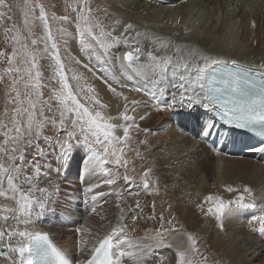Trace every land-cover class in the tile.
Returning <instances> with one entry per match:
<instances>
[{
  "label": "bare ground",
  "instance_id": "obj_1",
  "mask_svg": "<svg viewBox=\"0 0 264 264\" xmlns=\"http://www.w3.org/2000/svg\"><path fill=\"white\" fill-rule=\"evenodd\" d=\"M106 2V22L113 24L111 29L120 30V25L115 23L116 20H119L121 25L132 23L137 31L147 34L148 39H142L145 51H155L159 44L164 42L169 44L167 54L174 55L175 48L172 45L187 46L213 58L236 59L243 67L264 73V0H141L139 2L138 0H106ZM6 4L8 8H0V11L5 13L0 17V21L5 19L7 23L5 27H0V51L8 56L14 47L12 37L15 35V3L6 2ZM173 4L177 6L179 18L173 12ZM207 7L212 9L208 18L201 11L202 8ZM171 8L172 10L169 11ZM195 19H198L196 23H194ZM253 22L256 27H252ZM152 39H157V44H152ZM156 54L162 55L164 50ZM3 59L0 58V75L4 76L0 81V125L5 127L0 128V133L12 127L13 110L17 107L13 102L15 94L11 89L12 77L6 74L8 64L5 63L6 59ZM142 60L146 61V57H142ZM41 62L44 66L42 67L44 82L48 84L43 89V99L48 101L52 88L57 86L54 82L48 81V77L52 75L48 61ZM74 65V70L83 76L81 84L86 83V86L94 87L101 101L107 105L105 114L117 118L112 120V123L123 125L124 122L118 118L124 113L126 104L129 114L135 116L138 127L132 129L131 139L124 147V155L128 161L127 173L134 177L137 183L130 185L120 180L117 185L109 186L103 183L101 177L85 174L91 158V150L87 146L76 145L59 174L52 170L47 177L40 179L41 187L55 188V191L49 197L45 210L42 213H34L28 230L48 234L59 248L68 253L73 264H83L91 259V249L97 239L108 234L116 223L117 217L121 215V209H123L121 223L124 231L129 239L138 243H143L146 236L157 231L155 227L158 224L154 220L158 214H161V217H164L165 228L168 229L171 222L172 226L178 224L175 227L179 228L180 232L178 236L171 235L173 248L154 250V257L149 264H154V261L160 257L165 258L164 264H169L176 255V245L190 248V243L186 239L188 234L194 236L196 241L202 237L206 238L208 249H211L219 262L214 264L239 262L263 264L264 259L260 254L256 255L255 251L248 254L247 258L245 253L248 250L244 253L243 250L241 251V245L244 243L252 244L250 249L253 246H256V249L264 248V236L253 231V228L259 226L255 222L256 219L264 216V164L260 158L256 155L229 156L221 152L223 139L233 134L230 128L215 129V136L219 138L216 143L219 145L211 150L194 137L176 130L177 123L171 120L168 111L158 112L154 106L157 100L161 103L171 100V95L154 98L156 90L145 80L136 77L128 81L131 87L139 88L140 92L123 89L128 100L122 106L120 97L112 94L101 80L96 79L92 73L79 65ZM105 67L110 72L119 74V69L111 65ZM133 100L138 102L134 112ZM49 102L55 109L56 102L54 100ZM169 111L178 115V122L192 118L196 125H201L207 121V110L200 105L177 104ZM45 114L52 113L46 111ZM192 129L197 130L196 127ZM135 131L138 132L137 143L132 139ZM46 134L50 133L46 131ZM117 134L122 135V131ZM237 141H242V138H238ZM40 143L42 147L47 148L42 140ZM11 144V142L6 144L5 137L0 134V162L6 166L11 162V156L19 155L11 152L14 147ZM32 153L31 147L25 149L26 158L31 159ZM85 159L87 160L84 161ZM55 167L56 165L53 164V168ZM149 170V179L153 180L154 185L152 184V191H145L141 177L144 171ZM119 171L124 173L125 170L121 168ZM223 181L233 183L244 181L243 188L251 189L249 194L251 201L247 200V203L251 204L226 213L223 217V228L217 230L220 233L218 236L213 232L215 224H218L214 222L215 218L201 212L199 206L203 204L205 209L209 207L210 205L204 204V201L210 195L222 197L226 202L237 198L227 191L219 192L223 190L221 189ZM96 183H99L100 187L94 188V191L104 192L105 195L98 198L93 212L92 194L88 192V188ZM117 189L122 195L116 194ZM133 192L137 195L130 194ZM35 195L39 197L40 193ZM137 201L140 207H136ZM6 207H16V204L0 196V210ZM139 210H142L141 214H138ZM134 211L137 214L134 215ZM3 215L11 217L12 213L0 211V216ZM12 227L23 230V225H19L11 218L7 222L0 219V228L7 231ZM78 229L84 230L83 239L86 241L84 245H81V233L77 231ZM238 239L240 241L235 244ZM6 243L7 238H5ZM12 243L15 246V238ZM81 247L83 251L80 250ZM4 249L5 255L0 256V264H13V261L19 264L18 255L8 251L6 247ZM190 253L188 256L191 255ZM241 253L243 258L240 260ZM125 262L138 264L135 259L127 257ZM191 264L195 263L191 262Z\"/></svg>",
  "mask_w": 264,
  "mask_h": 264
},
{
  "label": "snow or ice",
  "instance_id": "obj_2",
  "mask_svg": "<svg viewBox=\"0 0 264 264\" xmlns=\"http://www.w3.org/2000/svg\"><path fill=\"white\" fill-rule=\"evenodd\" d=\"M77 5L73 22L78 32L79 51L84 59L77 56L71 59L101 80L112 94L127 101L128 97L122 90L140 92L139 88H133L128 83L139 77L156 90L154 98L171 95V100L164 103L157 100L154 106L158 112H167L177 104L200 105L230 129L254 130L264 134V73L243 67L236 59L213 58L187 46L172 45L174 55L167 54L169 44L164 42L155 51H145L142 39H148L147 34L137 31L132 23L121 25L116 20L120 30H106L93 16L89 0H77ZM8 7L6 0H0V8ZM37 9L38 15H35ZM4 15L0 11V17ZM24 15L23 24L29 36L33 35L30 16L42 24L44 34L38 39L32 38L29 44L28 39L17 31L12 37L14 47L11 54L6 56L0 51V58L6 59L8 64L5 72L12 77L13 102L17 105L13 110L12 127L0 134L5 137L6 144L11 142L16 145L11 152L19 153L10 157L11 162L7 166L0 162V196L16 204V207L0 210L12 213L11 217L4 215L0 219L7 222L11 218L23 225V230L19 227L7 231L0 228V256L5 255L6 247L18 255L19 264H73L68 253L59 248L48 234L28 230L34 213L45 210L49 197L55 191V188L41 187L39 181L52 170L59 174L74 146L84 145L91 150L85 174L101 177L103 183L109 186L117 185L120 180L135 185L136 179L127 173L124 147L131 139L132 129L138 125L135 116L129 114L127 104L118 118L124 122L123 125L111 122L117 118L105 114L107 105L101 101L96 89L86 86V83L81 84L83 76L66 65L61 56L60 43L42 4L29 5ZM59 19L68 21L69 17L61 16ZM252 27H256L254 22ZM57 31L62 35L67 34L63 28ZM151 43L157 44V39H152ZM161 50H164V54L157 55ZM142 57H146V61ZM42 60L48 61L52 71L48 77L49 83L54 82L57 86L52 88L48 101L43 99V89L48 84L44 82ZM105 65L119 69V74L110 72ZM3 79L4 76L0 75V81ZM51 100L56 102L55 109L49 102ZM137 103L132 101L133 112ZM46 111L52 114L46 115ZM2 127L5 126L0 125ZM46 131L50 134H46ZM121 131L122 135H118ZM41 140L47 148L41 146ZM29 147L33 149L31 159L25 155V149ZM251 150L264 152V144ZM121 168L125 170L124 173L119 171ZM149 177L150 170L144 171L141 184L145 191H152ZM99 187L100 184L96 183L88 188L92 194L93 212L98 198L105 195L104 192L94 191ZM226 191L241 194L227 202L222 197L210 195L204 201L210 206L206 209L203 204L199 206L200 211L214 217L221 228L226 213L249 206L245 202L246 194H251L248 187H228ZM36 193H40V196L37 197ZM116 194L122 195L119 189ZM130 194L137 195L134 192ZM136 207H140L138 201ZM122 219L123 209L109 233L97 239L91 249V259L83 264H126V257L135 259L138 264H149L154 250L173 248L171 234L180 232L171 222L165 231L161 217L160 230L146 236L143 243H138L128 238ZM255 222L259 226L253 231L264 236V216L258 217ZM77 231L81 233V245L86 244L84 230ZM14 238L15 246L12 243ZM186 239L191 247L176 245V255L169 264H191L187 257L192 251L198 252L197 241L191 234ZM80 250L83 251V247ZM164 261L165 258L160 257L154 264H164ZM13 264L16 262L13 261Z\"/></svg>",
  "mask_w": 264,
  "mask_h": 264
},
{
  "label": "rangeland",
  "instance_id": "obj_3",
  "mask_svg": "<svg viewBox=\"0 0 264 264\" xmlns=\"http://www.w3.org/2000/svg\"><path fill=\"white\" fill-rule=\"evenodd\" d=\"M141 0H138V2ZM7 3L10 2H14L15 3V18H14V26H15V30H14V34L17 33V31H19V34L22 35L23 37L28 39V42L30 44V40L32 38H39L41 37L44 33H43V28H42V24L38 21V20H33L32 17L30 16V23L32 25V32L33 35L29 36V32L28 29L25 28L23 21L25 19V12L28 10V6L29 5H37V4H42L49 16L50 19V23L53 29V32L56 34V38L58 40V42L60 43V48H61V56L64 59L66 65L69 68L75 69V63L74 61L71 59V57L75 56V54H79L77 57H80L81 59H84L82 54L79 51V39H78V32L76 30V25L73 22L75 16L77 15L75 9L77 8V0H6ZM24 4V5H23ZM89 6L92 9V13L93 16L104 25V27L106 28V30H111L113 24L112 23H107V2L106 0H89ZM176 5L173 4V9H174V14L179 18L180 13L178 11H176ZM231 7H233L231 5ZM172 8L169 10L171 11ZM201 11L205 14V16L208 18L210 17L209 15H211L210 13H212V9L207 7V8H202ZM35 15H38V9L37 12L35 13ZM61 16H68L69 20L68 21H61L59 19V17ZM167 16V15H165ZM198 19H195L194 23L197 22ZM7 25L6 20L3 19L0 21V27H5ZM63 28L66 31V35H62L60 34L57 30ZM74 37H71V36ZM191 35V34H190ZM66 41V43H65ZM13 46H14V41H13ZM42 47V45H41ZM5 60V59H3ZM3 60L1 62H3ZM5 63H7V61L5 60ZM42 67L44 68L42 62H41ZM121 105L123 106L125 104V100L123 98H119ZM170 112V111H169ZM168 112V113H169ZM136 134V135H135ZM14 135V133H13ZM138 132L135 131L132 139L133 142H138ZM14 145L15 144H11ZM55 181V179H54ZM151 181V185H154V182L152 179H150ZM224 182V183H223ZM222 182V186L221 189L223 188L222 191L219 192H223L226 191V188L228 187H235V188H240L243 189V185L242 183L244 181H238V182ZM231 184V185H230ZM226 185V186H225ZM224 186V187H223ZM233 195H235L236 197L238 195H240L241 193H231ZM249 197V198H248ZM248 201H251L250 195L246 194V203ZM250 203V202H249ZM247 203V204H249ZM251 204V203H250ZM142 210H139L138 214H141ZM258 213H261L260 211H258ZM133 214H137L136 211L133 212ZM4 216V215H3ZM163 217V216H162ZM159 218V219H158ZM161 214H158V216H156L154 222L158 224L157 227H155L157 229V231L160 230V225L162 223L161 221ZM251 218H253V215H251ZM10 220V218H9ZM159 220V221H158ZM158 221V222H157ZM163 221H164V217H163ZM215 223V229L213 230V232L215 233V235L217 234L218 236L220 235V233L217 231L218 229H220V224L217 220L214 219ZM153 223V222H151ZM165 223V221L163 222V224ZM174 224V223H173ZM178 225V224H177ZM176 224L174 225L177 226ZM218 225V226H217ZM167 228H165L164 226V230L166 231ZM172 236H178L179 233H173L171 234ZM206 238H201L199 241H197L196 247L198 249L197 251H194L192 253H190L191 255L188 256V260H190L191 262L195 263V264H206V263H210V264H214L219 263L218 259L216 258V256L213 254V252L211 251V249H208V246L205 243ZM240 241V239H238L236 243H238ZM240 245V243H239ZM252 244H242L241 245V251L243 250V253L246 252V250H248L245 255L247 258V255L252 253L253 251L256 252L257 254H260L262 256V258L264 259V248L263 249H256V246L251 247ZM5 250V249H4ZM212 252V254H211ZM243 253L240 254L239 259L241 260L243 258ZM239 259H237L239 261ZM248 261V259H247ZM242 262V261H241ZM248 263V262H247ZM250 264H253L252 262H249ZM227 264H231V263H227ZM240 264V262L238 263ZM264 264V262H263Z\"/></svg>",
  "mask_w": 264,
  "mask_h": 264
}]
</instances>
